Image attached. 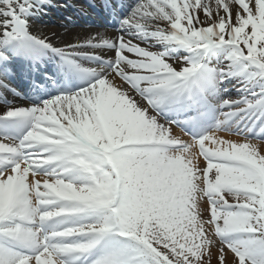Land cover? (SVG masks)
<instances>
[{
    "label": "snow or ice",
    "instance_id": "snow-or-ice-1",
    "mask_svg": "<svg viewBox=\"0 0 264 264\" xmlns=\"http://www.w3.org/2000/svg\"><path fill=\"white\" fill-rule=\"evenodd\" d=\"M58 6L0 0V264H264V0Z\"/></svg>",
    "mask_w": 264,
    "mask_h": 264
},
{
    "label": "bare ground",
    "instance_id": "bare-ground-1",
    "mask_svg": "<svg viewBox=\"0 0 264 264\" xmlns=\"http://www.w3.org/2000/svg\"><path fill=\"white\" fill-rule=\"evenodd\" d=\"M58 23L59 24H50V26H47V25H41V24H37L36 26L33 27L32 31L34 33L36 32H42L44 34H50L51 32H57V33H63L65 31L64 27H61V25H67L68 28H69V37L68 38H72V39H76L78 36L81 37V36H84V35H87V34H92V33H95V32H106L105 29L103 28H99V27H90L88 29H83V28H80V27H77V26H71L72 24H61V21L58 20ZM115 32H110L109 35H114ZM77 36V37H75ZM177 134H179L178 131H176ZM231 254H229L228 256V260L229 262H231ZM214 260H216L215 257H213V260H212V264H214Z\"/></svg>",
    "mask_w": 264,
    "mask_h": 264
},
{
    "label": "rangeland",
    "instance_id": "rangeland-1",
    "mask_svg": "<svg viewBox=\"0 0 264 264\" xmlns=\"http://www.w3.org/2000/svg\"><path fill=\"white\" fill-rule=\"evenodd\" d=\"M214 264H217V261L216 260H214Z\"/></svg>",
    "mask_w": 264,
    "mask_h": 264
}]
</instances>
